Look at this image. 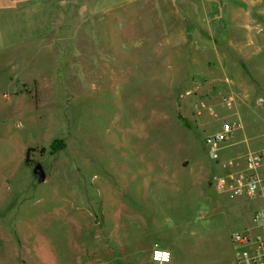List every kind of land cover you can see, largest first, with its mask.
<instances>
[{"label": "rangeland", "instance_id": "obj_1", "mask_svg": "<svg viewBox=\"0 0 264 264\" xmlns=\"http://www.w3.org/2000/svg\"><path fill=\"white\" fill-rule=\"evenodd\" d=\"M26 1L0 11V264H230L257 204L210 185L198 111L264 84V0Z\"/></svg>", "mask_w": 264, "mask_h": 264}, {"label": "built area", "instance_id": "obj_2", "mask_svg": "<svg viewBox=\"0 0 264 264\" xmlns=\"http://www.w3.org/2000/svg\"><path fill=\"white\" fill-rule=\"evenodd\" d=\"M221 102L225 108H232L230 98L222 97ZM199 108L205 109L203 104ZM206 111L208 115L218 117L214 110L207 108ZM240 127L238 121L224 120L218 130L204 137L207 154L218 167L210 185L230 198H245L257 204L252 211L249 227L232 234L230 240L238 264H264V148L248 150L236 157L221 158L226 141ZM150 257L152 262L158 264L171 260L170 252L157 245L152 248Z\"/></svg>", "mask_w": 264, "mask_h": 264}, {"label": "crops", "instance_id": "obj_3", "mask_svg": "<svg viewBox=\"0 0 264 264\" xmlns=\"http://www.w3.org/2000/svg\"><path fill=\"white\" fill-rule=\"evenodd\" d=\"M27 2L28 1L24 2V0H0V11L23 10L24 8H27ZM13 5L16 7L14 8ZM217 83V85H213V87L208 89L205 93L206 96H209L211 93L213 94L212 97H214V99L211 101H206V104L211 105L212 108L203 104L205 109H200L198 111V115H201L202 111L205 112V114L210 117L207 118V127H213L215 130H218L221 122L227 120L229 117L234 118L231 120H236L241 125L240 129H238L235 134L226 141L225 148L221 152V158L227 159L236 157L241 153L248 151V148L244 146L246 142L245 136L254 137L256 141L260 142L256 148L264 147V131H256L258 128L256 125H254L255 119L260 122L259 126H261V124L264 122L263 82L253 75L234 74L220 79V82ZM222 97H228L232 100V110L235 113L230 110L226 111L223 108L224 106L221 102ZM258 107H261V109ZM207 108L214 110L220 118H214L208 115L206 111ZM254 131H256V133H253ZM156 245L163 250L169 251L171 254V260L173 259L174 253L169 246H160L159 244ZM150 249L152 250V247ZM171 260L169 263L165 264H170ZM231 260L232 261L230 264L237 263L234 249ZM102 262L103 259L101 258H93L87 263L83 262V264H99ZM151 264L158 263L151 261Z\"/></svg>", "mask_w": 264, "mask_h": 264}, {"label": "trees", "instance_id": "obj_4", "mask_svg": "<svg viewBox=\"0 0 264 264\" xmlns=\"http://www.w3.org/2000/svg\"><path fill=\"white\" fill-rule=\"evenodd\" d=\"M64 148V142L60 139H55L51 142V144L49 145V149L52 153L58 152L60 150H62ZM31 152V149H28L26 151V155H25V163L28 164L29 163V153Z\"/></svg>", "mask_w": 264, "mask_h": 264}, {"label": "water", "instance_id": "obj_5", "mask_svg": "<svg viewBox=\"0 0 264 264\" xmlns=\"http://www.w3.org/2000/svg\"><path fill=\"white\" fill-rule=\"evenodd\" d=\"M185 165V163H184ZM32 175L36 179L37 183H43L46 179V174L41 164L37 163L33 166Z\"/></svg>", "mask_w": 264, "mask_h": 264}]
</instances>
